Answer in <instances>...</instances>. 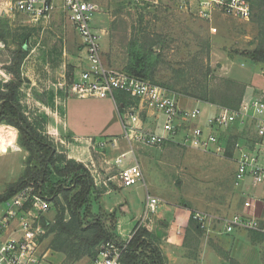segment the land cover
I'll list each match as a JSON object with an SVG mask.
<instances>
[{"label": "rangeland", "instance_id": "rangeland-1", "mask_svg": "<svg viewBox=\"0 0 264 264\" xmlns=\"http://www.w3.org/2000/svg\"><path fill=\"white\" fill-rule=\"evenodd\" d=\"M6 1L9 0H0V33L5 37L3 40L4 47L0 49V82L4 83L12 78L13 75L8 72L6 67L11 64L12 51L22 47L25 57L20 64L21 75L24 80L19 95L20 103L26 115L34 123H38L42 121L47 106L50 107L52 97L57 92H59L58 95H65L63 92L66 91L64 89L60 91L59 85L64 86L69 81L70 76L82 68L79 62L81 59L80 49L77 46L78 35L75 36L73 28L67 25V23L70 24V21L66 18L64 9L61 7L63 0H54L56 9L53 14L61 13L63 15L62 19L59 18L57 21L52 15L37 21H32L20 13L5 16L3 9ZM93 1L98 5V11L94 13L92 25L94 30L100 34L102 61L105 65L116 70H123L127 61L130 40L133 38V33L138 32L139 29H144L147 33L160 34L166 45V47L161 48V51H164L166 55L164 59L173 62L180 60L182 49H185L186 45L193 49L195 44L200 45L199 36L204 38L209 36L210 59L212 56L213 65L218 63L212 67V74L235 78L243 83V98L264 93V64L255 63L247 56L236 54L235 51L242 49L237 48L235 44L229 45L220 38L211 41V35L217 36L218 34L212 32L207 18L200 16V12L193 7L192 3L196 0H190L191 8L188 3L185 4L189 0ZM247 1L250 5V16L248 19H239L252 21L251 19L256 17L255 13L258 6L255 4V0ZM201 6H204L203 3ZM212 10H209L208 18H211ZM226 18L231 19V21H226L229 27H237L235 29L238 30L243 29V24L240 21L229 16ZM214 19L216 16L212 17V23L215 22ZM254 23L256 28L249 29L250 34H252L251 39L247 44L245 43L243 50L253 49L260 40L259 27L256 22ZM244 27L247 29V25ZM104 28L107 29L105 33L103 32ZM193 29L198 31V36L194 34ZM70 38L72 42H75L76 47L74 49L70 48ZM212 45L215 46L214 49ZM153 48L157 51L160 44H155ZM228 55L235 56V58L234 63L227 70L219 67V62H223L225 56ZM106 100L111 102L110 98ZM178 100L180 105L185 107L198 106L204 112L214 110V108L208 107L210 103L204 104L183 96H179ZM39 101H43L46 108ZM79 101L92 102L91 107H87V110H90L87 119H89V114L94 111L100 113L102 106L104 109L108 108V106H104L105 100L88 99L87 101L80 99ZM130 103L137 104V101L132 99ZM113 107L109 106V112L110 109H115ZM141 117L144 119V114ZM92 118L93 116H90V121H88L90 125H94ZM151 121L152 118L147 116L148 125L146 126L157 129L158 127H153L155 124H149ZM41 124L43 127L41 132L54 142L58 151L67 156L63 148L57 147L58 144H55L56 136H52L48 132L45 123L42 122ZM109 124L114 127L112 134L119 138L116 146L112 148L101 144L90 146V158H82V160H84L85 165L88 164L86 167H88L94 185L97 187L99 203L105 209L104 211L116 209L118 212L117 223H119H116V226L118 225L116 234L121 241H125L131 236L137 223L144 226V222H141L140 219L144 215L145 196L148 191L151 195L160 198L164 205L187 206L188 209H191V215L198 212L210 216L208 229H202L209 233L206 238L203 234L199 236L198 243L192 245L195 251L201 247L199 244L206 239V242L213 241V246L216 249L220 248V251H227V257L232 250V253L241 256L244 264H250L245 261L248 258L245 255L256 252L259 255V261L264 264L263 237L254 239L252 233L245 230H236L238 232H232L233 235H227L223 232L224 221L233 214L243 211V202L247 197L255 199L256 215L261 216L264 211V179L262 182L254 184L251 178L245 177L241 183L236 185L234 182L236 161L231 149H228L224 154H214L184 147L172 140L155 145L137 144L134 151L143 171L145 185L143 186L141 182H138L131 186L122 187L117 176L120 167L115 163V158L119 152L126 151L129 147L120 136V134L122 135L120 117L112 114ZM227 133L228 131L223 133L226 142L228 141ZM237 133H241V131ZM94 136L96 140L104 138L101 133H94ZM240 142L247 145L250 150H255L254 137L243 134ZM27 157L28 152L18 143L17 129H11L9 125L0 123V193L4 192L7 185L16 181L22 174ZM131 159L132 155L128 154L125 163ZM70 177L67 176L68 181H70ZM110 189H112L111 192H108ZM42 191L44 198L50 201L49 209L45 213L37 214L39 216L38 223L44 229L42 247L48 250L42 264H60L64 256L50 248L54 232L49 231L59 214V207L51 202L43 188H41ZM60 201L63 202L62 198ZM97 206L96 204L93 205L95 209ZM3 207L4 204L1 203L0 209ZM249 212L252 213V211ZM64 216L67 219L68 213L65 212ZM240 236L243 239L242 244L232 241L233 237L240 238ZM234 243L236 248L231 249ZM209 254L216 259L214 252ZM229 258L226 259V263L235 264V260H229ZM90 261L89 258L85 257L70 264H89ZM251 264L253 263L251 262Z\"/></svg>", "mask_w": 264, "mask_h": 264}, {"label": "built area", "instance_id": "built-area-1", "mask_svg": "<svg viewBox=\"0 0 264 264\" xmlns=\"http://www.w3.org/2000/svg\"><path fill=\"white\" fill-rule=\"evenodd\" d=\"M201 3L204 9L199 15L207 19L209 10L215 8L238 18L248 19L250 16L247 0H205ZM61 7L80 37L85 60L83 69L66 88L78 97H109L119 111L122 138L129 147L115 158V163L120 167L117 176L122 187L138 182L145 185L143 171L134 151L135 145H155L170 140L206 153L224 154L231 149L236 161L235 184L241 183L245 177L251 178L254 184L263 181L264 93L242 98L236 108L209 104L208 107L214 108L212 112H204L198 106H182L178 97L166 89L103 63L100 34L92 25L94 13L98 11V5L93 0H63ZM55 9L54 0H9L4 4L3 13H20L37 21L48 17ZM211 30L214 32L216 28ZM3 47L4 41L0 39V49ZM120 93L136 100L137 104L124 103L118 97ZM147 116L152 118L149 124H155L153 127L157 129L146 126ZM226 131L227 142L223 135ZM243 134L254 137L255 150L240 142ZM100 144L112 148L117 143L112 139ZM128 154L132 155V159L125 163ZM145 200L144 215L147 216L161 200L148 191ZM254 200L247 197L243 202V211L224 221L225 234L236 230H253L264 234V217L255 214L257 206ZM3 204L4 207L0 209V264H42L48 250L42 247L44 229L38 223L37 214L45 213L50 201L42 196L40 190L27 186ZM209 217L198 212L193 215L202 229H208ZM128 239L122 243L111 240L102 242L89 264H122L121 257Z\"/></svg>", "mask_w": 264, "mask_h": 264}, {"label": "trees", "instance_id": "trees-1", "mask_svg": "<svg viewBox=\"0 0 264 264\" xmlns=\"http://www.w3.org/2000/svg\"><path fill=\"white\" fill-rule=\"evenodd\" d=\"M255 4L258 6L256 17L251 20L259 27L260 40L253 49L235 53L264 64V0H255ZM193 31L198 36V31ZM138 32H134L130 40L127 61L123 67L125 72L158 85L177 97L228 108L238 107L244 96V84L231 77L212 74L209 36H199L200 45L195 44L193 49L186 45L180 60L173 62L164 59L166 55L161 48L166 45L160 34L147 33L144 29ZM0 39L5 40L2 33ZM155 44H160L157 51L153 48ZM12 53L11 64L6 69L13 76L4 83L0 82V123L17 129L18 143L28 152V157L19 178L0 193V204L24 187L31 186L40 192L43 188L51 202L59 207V214L49 231L54 232L50 248L64 256L60 264H70L85 257L92 260L102 242L111 240L122 243L116 234L118 212L116 209L104 211L88 167L58 151L54 142L41 132V123H46L47 116L43 115L42 121L34 123L22 110L19 95L24 80L20 64L25 52L19 47ZM118 97L127 104L132 100L126 94L120 93ZM67 176H71L70 181ZM41 194L44 196L43 191ZM94 204L98 205L96 209ZM65 212L68 213L67 219ZM188 225L196 232L202 229L193 215ZM245 231L251 232L254 239L264 238V234L258 231ZM219 253L229 258L227 251ZM121 261L122 264H167L155 237L139 223L127 241Z\"/></svg>", "mask_w": 264, "mask_h": 264}, {"label": "crops", "instance_id": "crops-1", "mask_svg": "<svg viewBox=\"0 0 264 264\" xmlns=\"http://www.w3.org/2000/svg\"><path fill=\"white\" fill-rule=\"evenodd\" d=\"M202 1L204 0H196L195 2L192 3L193 7L197 9L199 12L204 9V6H201ZM187 3L188 5H190L191 1L189 0V2H186L185 4ZM53 12L51 13V15L56 21L59 20V18L62 19L63 15L61 13L58 15H54ZM211 14H212L211 18L207 19V21L210 22L209 28L210 29L216 28L214 33L216 32L215 34H218L217 36H214L212 34L211 41L220 38L229 45L233 46L235 44L237 48L243 50V46L245 45V43L247 44V42L251 39L252 34H250L251 32L249 29L256 28L255 23L250 20L248 21L244 19L240 20L238 17L227 15L217 8L213 9ZM5 16H12V15H5ZM213 16H216V19H214L215 20L214 23H212ZM226 16L232 17V19L240 21L243 24V29L240 28L238 30L235 29L237 27H229V25L226 24V21H231V19L226 18ZM245 22H249V23L246 24ZM67 25L73 28V30L75 31V36L78 35V33L74 28V25L71 22L70 24L67 23ZM246 25H247V29L246 27H244ZM105 28L103 30L104 33L107 32L106 31L107 29ZM70 44H71L70 45L71 49H74L76 47L75 42H72L71 38H70ZM77 46L78 49H80L79 53L81 59L79 62L82 65L81 69H83L85 65L84 50L82 48L79 35L77 39ZM214 47L215 46L212 45L213 49ZM234 58L235 56H230V55L225 56L223 62L222 61L219 62V67L228 70L231 67L232 63H234ZM210 60H211L210 64L212 65V67L218 65V63L213 65L212 56ZM77 73L78 72L73 74L70 77V79L72 80L73 78H75ZM68 83L69 82H67L62 87L59 86L60 91H62L63 89L66 91L63 92L65 95H62L61 93H60L61 95H58L59 92H57L56 93L57 95L55 94L54 97H52V100L50 101V107L47 106L49 109L46 108L45 106L46 104L43 101H39V103L42 104L47 109L44 113L47 116L45 127L48 128V132L52 134V136H56L55 144H58L57 147L59 146L62 147L63 151L67 154L68 158H73L77 161L83 162L84 160H82V158L84 159L90 158V153H89L90 146H94L112 139H115L116 143L117 141H119L118 140L119 138H116L117 136L112 134L113 131L112 129L114 127H111V125L109 124L110 118L112 119V114L117 117L119 116V111L111 99H110L111 102L106 100L109 97L108 98L78 97L76 95L71 94L66 88ZM80 99L82 100L84 99L87 101L88 99L105 100L104 106L106 105L108 106V108L104 109L102 106V111L100 113L94 111L88 116L89 119L90 116H93L92 122L94 123V125H90V123L88 122L90 120L87 119V115L90 112V110L89 111L87 110V107L89 106L91 107L92 102H84V101L81 102L79 101ZM110 105L114 106L113 108H115L116 110L110 109L109 112ZM10 128L14 129V127L12 126H10ZM94 133H101V135L104 136V138L100 140H96ZM120 136L122 135L120 134ZM111 190L112 189H110L108 192H111ZM191 214H192L191 209L190 208L188 209L187 206H178L176 204L164 205V203L162 204L160 202V204H158V206L153 212H150V214L147 216L143 215L140 221L142 220L141 222H144V226L155 237L156 242L162 254L165 257L167 264H206V263L218 264V262L219 264H227L226 263L227 258L220 255L219 253L220 248L216 249L213 246L214 244L213 241L206 242L205 239L203 243L199 244L201 247L198 248V250L196 251L194 250L193 248L194 246L192 245H196L198 243L199 236L203 234L206 238V235H208L209 232L203 231L200 227H199L201 229L200 232L194 231L191 227L189 228L188 221ZM116 227H118V225ZM237 232L238 231H236V233ZM227 235H233V234L227 233ZM191 241L193 242V244H191L192 243ZM232 241H234L235 243L241 242L242 244L243 239L241 238V236L240 238L233 237ZM235 243L233 244V247L231 249L236 248L234 247ZM212 252L216 254V259L214 257L212 258V256L209 254ZM243 254L245 255V253ZM249 254L245 255L248 257L247 258L248 260L245 259L246 262L248 261V263L250 264L251 262L253 264H261V262L259 261V255H257L256 252H252V254L251 253ZM229 257H230L229 260L230 259L235 260V264L237 263L244 264V260L241 258V256L232 253V250L230 251ZM253 260L255 263L253 262Z\"/></svg>", "mask_w": 264, "mask_h": 264}]
</instances>
